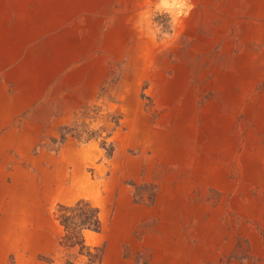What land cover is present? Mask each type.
<instances>
[{
    "label": "rangeland",
    "instance_id": "1",
    "mask_svg": "<svg viewBox=\"0 0 264 264\" xmlns=\"http://www.w3.org/2000/svg\"><path fill=\"white\" fill-rule=\"evenodd\" d=\"M191 3L0 0V264H264V0Z\"/></svg>",
    "mask_w": 264,
    "mask_h": 264
},
{
    "label": "trees",
    "instance_id": "2",
    "mask_svg": "<svg viewBox=\"0 0 264 264\" xmlns=\"http://www.w3.org/2000/svg\"><path fill=\"white\" fill-rule=\"evenodd\" d=\"M55 215L63 227L59 244L67 252V264H102L103 250L89 246L85 236L86 231L102 229L101 207L81 198L72 204H58Z\"/></svg>",
    "mask_w": 264,
    "mask_h": 264
},
{
    "label": "clouds",
    "instance_id": "3",
    "mask_svg": "<svg viewBox=\"0 0 264 264\" xmlns=\"http://www.w3.org/2000/svg\"><path fill=\"white\" fill-rule=\"evenodd\" d=\"M162 2L167 5V0H162ZM179 4L181 7L187 8L188 11H191V8L194 7L191 0H179ZM182 14L187 15V12H183Z\"/></svg>",
    "mask_w": 264,
    "mask_h": 264
}]
</instances>
